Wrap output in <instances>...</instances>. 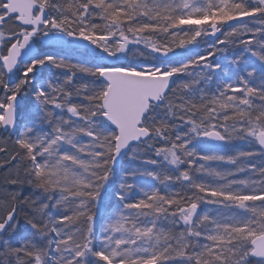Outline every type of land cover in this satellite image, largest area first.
Returning a JSON list of instances; mask_svg holds the SVG:
<instances>
[{"label": "snow or ice", "instance_id": "snow-or-ice-1", "mask_svg": "<svg viewBox=\"0 0 264 264\" xmlns=\"http://www.w3.org/2000/svg\"><path fill=\"white\" fill-rule=\"evenodd\" d=\"M0 129V264H264V0H0Z\"/></svg>", "mask_w": 264, "mask_h": 264}, {"label": "trees", "instance_id": "trees-1", "mask_svg": "<svg viewBox=\"0 0 264 264\" xmlns=\"http://www.w3.org/2000/svg\"><path fill=\"white\" fill-rule=\"evenodd\" d=\"M43 47H44V49L45 50H52V48L54 47V46H52V45H43ZM72 55H74L77 59H82L83 57H82V55L80 54V53H72ZM231 59V56L230 55H228V60H230ZM254 59V58H253ZM228 60H225L224 62L225 63H227L228 62ZM249 62H251V61H249ZM58 71V70H57ZM45 74L46 75H50L51 73L47 70V69H45ZM24 104L27 106V107H31V99L30 98H27V100H25L24 101ZM5 135V133L3 132V130L2 129H0V136H4ZM12 140H14L15 139V137L13 136L12 138H11ZM13 147H14V144H12L11 142L9 143V145H8V148H9V151H11L12 149H13ZM241 147H244L243 145H241ZM0 159H4V154L3 153H0ZM0 177H2V176H4V175H7V173H5L2 169H0ZM22 223V226H23V221L21 222Z\"/></svg>", "mask_w": 264, "mask_h": 264}, {"label": "water", "instance_id": "water-1", "mask_svg": "<svg viewBox=\"0 0 264 264\" xmlns=\"http://www.w3.org/2000/svg\"><path fill=\"white\" fill-rule=\"evenodd\" d=\"M44 44H47V43H44ZM47 45H49V44H47ZM22 103H23V101H22Z\"/></svg>", "mask_w": 264, "mask_h": 264}, {"label": "rangeland", "instance_id": "rangeland-1", "mask_svg": "<svg viewBox=\"0 0 264 264\" xmlns=\"http://www.w3.org/2000/svg\"><path fill=\"white\" fill-rule=\"evenodd\" d=\"M25 100H27V98H26ZM25 100H24V101H25Z\"/></svg>", "mask_w": 264, "mask_h": 264}, {"label": "bare ground", "instance_id": "bare-ground-1", "mask_svg": "<svg viewBox=\"0 0 264 264\" xmlns=\"http://www.w3.org/2000/svg\"><path fill=\"white\" fill-rule=\"evenodd\" d=\"M1 176V175H0Z\"/></svg>", "mask_w": 264, "mask_h": 264}]
</instances>
